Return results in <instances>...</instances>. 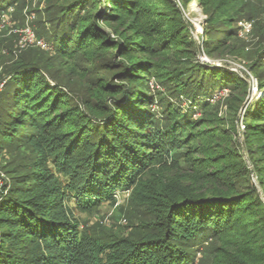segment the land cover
<instances>
[{
	"label": "trees",
	"instance_id": "trees-1",
	"mask_svg": "<svg viewBox=\"0 0 264 264\" xmlns=\"http://www.w3.org/2000/svg\"><path fill=\"white\" fill-rule=\"evenodd\" d=\"M192 1L207 16L204 51L233 53L245 0H62L35 20L46 48L3 31L15 47L0 44V149L34 163L1 185L0 264H264V48L245 66L263 96L240 134L251 84L198 60L181 9ZM27 3L0 0V12L24 18ZM222 90L231 121L212 101ZM127 191L150 217L145 235L105 240L82 226L77 213Z\"/></svg>",
	"mask_w": 264,
	"mask_h": 264
},
{
	"label": "rangeland",
	"instance_id": "rangeland-1",
	"mask_svg": "<svg viewBox=\"0 0 264 264\" xmlns=\"http://www.w3.org/2000/svg\"><path fill=\"white\" fill-rule=\"evenodd\" d=\"M58 1L62 0H28L27 4L30 7L29 10H34L31 12V14H35V18H31L29 22L34 31L35 28H40L39 22H35V20L44 19L47 16L46 7L49 4H54ZM177 4L180 6V2ZM181 9L184 19L190 24L189 27L193 38L199 46L198 60L202 63H210L216 66H226L234 71L239 72L246 79H248L251 84L250 94L244 105L237 113L236 122L239 126L241 134L243 130L242 123L245 108L249 104L255 105V101L263 96V91L258 88V82L255 74L251 73L245 66L248 67L252 60L257 57L258 52L264 48V0H245L244 12L239 17L238 21V26L240 27L239 37L234 39L231 45L233 46V53H217L215 56H210L204 51L203 39L207 16L204 14L202 6H200L197 1H192L189 5V8L184 9L181 7ZM23 17L24 18L20 19L18 17L17 19L10 17V22H7V27L9 29L11 26L14 28H23L27 19L25 14ZM23 20L24 24L21 25ZM246 23L248 25H246ZM247 27L248 30L246 29ZM3 31L0 33V44L1 42H5L7 46L13 47V44L15 43V46H18V40L20 39L15 40V42L12 40L11 44L8 42V40H6L9 39L8 36H6L9 33V30L7 34L3 33ZM6 48L8 47H5V45H0V53H7ZM49 54L51 55L52 53ZM7 60L8 58L6 56L4 58L0 57V74L3 73V69L5 70L10 66V61ZM57 65L55 66L54 70L58 68ZM66 74V71L62 72L61 78L64 83L73 88L71 91L73 92L74 96L77 97L78 95H84L85 91L82 90L80 84L77 83V76H69ZM246 74H248V76H246ZM151 83L152 87H154V92L165 91V87L163 85H160L154 81ZM228 94L229 91L222 90L217 96H215L214 100L212 99V101L214 102V105L218 107L219 115L226 117L228 121H231L233 116L229 108ZM184 103L186 104V102ZM154 108L159 110L157 102H155ZM240 134H238L237 137L239 143L242 146L243 155L248 161L249 167L251 170H253V165H251L249 156L246 152L244 138ZM25 152L26 151H23L19 154H11L7 147L4 145L2 146L0 149V189L2 184L10 182L12 173H10L8 170L12 169L13 166L24 168L23 165L27 166V164L32 165L34 163V160L31 158V156L26 155ZM252 176L253 181L260 190L254 170L252 171ZM130 195L131 193L129 191L118 192L115 202L104 203L101 207L95 209L92 212L80 214L77 213L80 221L82 222V226L86 228L89 233H93L105 240H113L117 238L133 239L143 234L145 235L148 230L143 226V224H145V222L149 220L150 217L145 213V209H143L142 206L130 200ZM206 245L209 246L208 244ZM202 256V252L198 253L199 258H202Z\"/></svg>",
	"mask_w": 264,
	"mask_h": 264
},
{
	"label": "built area",
	"instance_id": "built-area-1",
	"mask_svg": "<svg viewBox=\"0 0 264 264\" xmlns=\"http://www.w3.org/2000/svg\"><path fill=\"white\" fill-rule=\"evenodd\" d=\"M10 10H13V8H11ZM25 13H26V18H27L25 26L23 28H14L13 26H11L10 29H8L9 34L11 33L19 34L20 40H18V46L20 48H26L28 46H33V45H38V46L46 48L48 46L47 43L44 41V39L37 37L34 29L29 24L30 19L35 18V14H31V13L29 14L27 12ZM9 18L10 17L8 13L0 12V33L3 31V29L5 30L8 28L7 24L10 22ZM246 25L248 24L246 23ZM246 29L248 30V27ZM5 83H6V80H3L2 82H0V92L2 91ZM242 128H244L243 123H242Z\"/></svg>",
	"mask_w": 264,
	"mask_h": 264
},
{
	"label": "bare ground",
	"instance_id": "bare-ground-1",
	"mask_svg": "<svg viewBox=\"0 0 264 264\" xmlns=\"http://www.w3.org/2000/svg\"><path fill=\"white\" fill-rule=\"evenodd\" d=\"M195 5V4H194ZM195 8V7H194ZM197 9V8H196Z\"/></svg>",
	"mask_w": 264,
	"mask_h": 264
},
{
	"label": "water",
	"instance_id": "water-1",
	"mask_svg": "<svg viewBox=\"0 0 264 264\" xmlns=\"http://www.w3.org/2000/svg\"><path fill=\"white\" fill-rule=\"evenodd\" d=\"M253 171V170H252Z\"/></svg>",
	"mask_w": 264,
	"mask_h": 264
}]
</instances>
